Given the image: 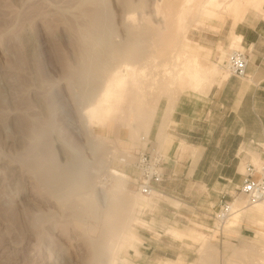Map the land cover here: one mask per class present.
I'll use <instances>...</instances> for the list:
<instances>
[{
  "label": "rangeland",
  "instance_id": "1",
  "mask_svg": "<svg viewBox=\"0 0 264 264\" xmlns=\"http://www.w3.org/2000/svg\"><path fill=\"white\" fill-rule=\"evenodd\" d=\"M108 1L123 37L133 39L136 36L134 33L142 31L153 55L158 53L153 45H158L156 27H166V35L161 43L163 52L159 55L164 61L170 58L164 53L167 45L171 41L180 43L182 34L187 32L188 42L192 44L190 52L198 57L207 56L220 73L215 75L211 85L204 84L199 91L188 90L184 93L177 84L172 90L163 85L142 102L128 96L127 101L116 107L111 116L92 122L86 114L88 107L72 95L67 81L68 71L82 62L77 51L79 38L75 33L76 24L82 23L81 19H77V0H0V264H93L92 244L100 239L105 220L100 203L89 210L80 200L69 203L59 201L36 179L30 166L31 158L34 160L38 152L34 148V138L50 119L51 132L39 138V152L43 156L48 154V147H53L62 164H75L80 157H84L93 167L91 174L97 168L95 175L99 173L103 176L96 180L97 186L106 172L107 177L111 178L112 171H119L128 175L131 191L139 193L134 182L141 174L137 165L138 155L150 148L151 144L157 147L155 143H158L159 151L164 146L158 139L154 142L150 136L155 117H159L167 106V119L182 95L192 94L202 98L214 86L221 87L223 76H229L225 70L229 55L234 51L245 52L241 44H236V38L231 37L234 28L249 15L264 18V4L259 5L261 0H257L245 2L246 10L236 11L234 20L229 18L222 28L215 22L203 24L188 20L178 28L180 6L184 0H141L147 24L142 29L140 17L135 14V21L127 28L122 23V0ZM231 10L227 8L228 13ZM228 25L231 31L227 34ZM226 39L227 47L224 43ZM115 40L120 41L119 38ZM232 45L234 48L229 50ZM146 65H150V60L146 61ZM127 88L131 90L132 86ZM132 105L135 106L139 128L151 129L149 136L141 143L136 142L131 129ZM49 115H52L51 118ZM99 141H103L104 145L96 152L92 149ZM121 156L125 160L123 163L118 159ZM127 156L129 161L126 160ZM98 159H103L107 164L99 167ZM251 164L260 168L264 161L260 160L259 155H254ZM109 183L106 191H109ZM159 197L160 193L157 192L148 199V207L135 213L132 231L136 238H128L121 243L124 248L115 251V264H144L141 250H144L145 242L158 240L161 246L171 249V257L183 255L190 262L199 258V244L204 245L203 238L209 240V237L202 234L196 237L193 228L210 235L209 231L215 226L213 216L203 214L198 225L194 220L175 225L178 221L173 218L169 221L165 219L168 216L160 215L161 210L157 207ZM153 203L155 206L152 209ZM76 213L80 215L82 225L76 221ZM157 215L161 218L157 219L158 227L155 226ZM236 217L234 215L232 219ZM245 220L251 222L260 235L248 238L241 242L244 245L238 247L262 249L264 225L259 222L258 216ZM225 228L229 229V222ZM174 229L186 231V235L172 234L170 231ZM112 244L110 246L113 247ZM225 248V254H230L228 247ZM226 261L227 258H224L222 264ZM263 262L259 260L257 264Z\"/></svg>",
  "mask_w": 264,
  "mask_h": 264
},
{
  "label": "bare ground",
  "instance_id": "2",
  "mask_svg": "<svg viewBox=\"0 0 264 264\" xmlns=\"http://www.w3.org/2000/svg\"><path fill=\"white\" fill-rule=\"evenodd\" d=\"M245 2L252 3L257 0H184L180 6L178 28H181L186 20L190 23L203 24L215 22L222 28L229 18L234 20L236 11L246 10ZM263 4L264 0H261L259 5ZM143 6L142 1L134 3L131 0H122V23L127 28L132 21H135V14L140 17L139 25L142 29L146 26L147 17L142 11ZM227 8L232 9V12L228 13ZM77 9L79 11L77 19H81L82 23H75V33L79 38L77 51L82 62L79 66L68 71L67 81L72 95L79 98L88 107L86 114L92 122L101 121V119L111 116L116 111V107L127 101L128 96L142 102L147 95H153L163 85H167L172 90L177 84L183 88L184 93H187L188 90L199 91L204 84L211 85L215 75L220 73L219 68L215 67L213 63L211 64L207 56L198 57L190 52L192 44L190 45L188 42L187 32L182 34L180 43L171 41L167 45L164 53L170 58L163 61L159 55L163 52L161 43L166 35V27L164 29L156 27L158 45L155 43L153 45L156 46L158 53L151 55L152 52L142 31L134 33L136 36L133 39L125 38L120 34L122 30L119 31L115 23L108 0H77ZM117 38L120 39L119 42L115 40ZM173 43H177L176 46ZM147 60H150V65H146ZM225 70L228 71L226 72L229 76H232L227 64ZM129 86H132L131 90L127 88ZM134 107L132 105L130 109L131 129L135 133L136 142L141 143L149 136L151 129L142 130L139 128L136 123ZM50 120L41 129L42 132L34 138L36 144L34 148L38 152H36L34 160L31 158L33 162L29 160L30 166L35 172L36 179L38 178L39 182H42L46 187L45 189L59 201L69 203L72 200H80L79 202H82L89 210L93 209L96 203H100L104 210L105 220L100 239L92 244L94 249L93 264H101L106 260V264H115V251H121L124 248L121 243L126 242L128 238L135 239V233L132 231L135 213L138 209L144 210L148 207V199L154 197L158 191L153 190L149 196L139 190V193H134L129 188L128 175L112 170V177H107L106 172L105 177L97 186L96 180L103 176L101 177L99 173L95 175V172H98L97 168L96 170L94 168L91 174L93 167L84 157H80L75 164H62L53 147H48V154L43 156L39 152V138L40 135L51 132ZM166 139L162 128L158 134V141L163 144L167 142ZM103 145V141H99L92 150L97 152ZM153 148L154 150L148 148L145 151L160 152L157 147L153 146ZM119 157L121 163L125 162L122 160V156ZM127 159H129L128 156ZM98 163L102 168L106 161L98 159ZM136 181L137 179L134 182ZM108 183L110 188L109 191H106L105 187ZM95 194L96 196H94ZM237 201L246 204L243 198H236L232 205L234 213L227 219L223 229L228 222L229 227L237 225L238 217L232 219L237 213L235 210ZM258 204L264 205V201L245 207H254ZM77 208L76 211H79ZM77 214L76 221L81 224L80 215ZM259 264H264V262Z\"/></svg>",
  "mask_w": 264,
  "mask_h": 264
},
{
  "label": "crops",
  "instance_id": "3",
  "mask_svg": "<svg viewBox=\"0 0 264 264\" xmlns=\"http://www.w3.org/2000/svg\"><path fill=\"white\" fill-rule=\"evenodd\" d=\"M227 28L228 34L231 27ZM231 37L236 38V44H241L249 56L247 78L223 76L221 87L214 86L202 98L192 94L180 96L171 115L166 119L167 106L164 107L151 130L154 142L163 125L166 138L168 136L159 152L165 159L166 178L154 188L160 193L157 203L160 215L168 216L165 219L169 221L171 218L178 221L175 225L189 220L198 225L203 214L214 219L213 214L218 211L224 194L234 196L242 184L253 156L259 155L264 161V18L249 15L234 28ZM224 43L227 47L228 40ZM155 144L158 149L160 145ZM154 206L153 203L152 209ZM235 208L237 225L224 228L221 233L212 228L208 235L193 228L196 237L199 234L209 237V240L203 238L204 245L199 244V258L195 261L190 262L183 255L171 257V249L161 246L158 240L145 242L141 250L144 264H222L224 258H227L224 264L264 261V246L262 249L239 248L244 245L241 242L260 235L245 219L258 216L264 225V205L246 208L243 202L237 201ZM160 215H157L156 227ZM170 232L186 235V231L177 229ZM225 246L230 254H225Z\"/></svg>",
  "mask_w": 264,
  "mask_h": 264
},
{
  "label": "built area",
  "instance_id": "4",
  "mask_svg": "<svg viewBox=\"0 0 264 264\" xmlns=\"http://www.w3.org/2000/svg\"><path fill=\"white\" fill-rule=\"evenodd\" d=\"M248 62L247 53L236 51L229 56L227 67L232 76L245 78ZM150 146L149 149L154 150L152 144ZM165 164V159L160 153L154 151L140 153L137 165L141 174L135 182V188L144 195H151L155 190L154 185L163 182L166 178V173L163 170ZM238 197L246 201L245 206L264 201V165L260 168H256L252 164L247 165L243 182L236 189L235 195L224 194L219 203L218 211L214 215V229L216 231L223 232L225 222L234 213L232 205Z\"/></svg>",
  "mask_w": 264,
  "mask_h": 264
}]
</instances>
